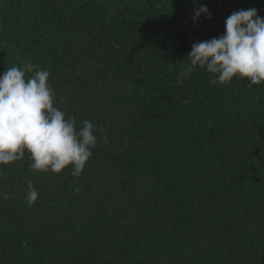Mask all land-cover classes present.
I'll return each mask as SVG.
<instances>
[{"label":"trees","instance_id":"16d2710c","mask_svg":"<svg viewBox=\"0 0 264 264\" xmlns=\"http://www.w3.org/2000/svg\"><path fill=\"white\" fill-rule=\"evenodd\" d=\"M250 8L264 17V0H0V74L39 65L108 137L78 177L27 152L0 165V264H264V82L177 83L192 44Z\"/></svg>","mask_w":264,"mask_h":264},{"label":"clouds","instance_id":"9594fccd","mask_svg":"<svg viewBox=\"0 0 264 264\" xmlns=\"http://www.w3.org/2000/svg\"><path fill=\"white\" fill-rule=\"evenodd\" d=\"M202 13L211 18L208 8L201 5L194 9L193 22ZM224 24L223 35L192 44L187 54L190 64L178 84L197 67L211 74L213 84H225L237 76L247 78L251 85L264 82V17L255 8L240 9ZM27 73L32 75L26 78ZM49 76V71L30 61L0 74V165L22 160L27 152L34 170L60 173L71 165V174L78 177L97 146L95 133H100L104 143L108 137L89 120L77 128L75 117L56 106ZM26 193L31 206L38 191L30 181ZM3 198L9 197L5 193Z\"/></svg>","mask_w":264,"mask_h":264}]
</instances>
